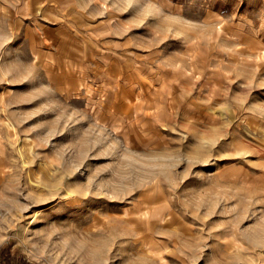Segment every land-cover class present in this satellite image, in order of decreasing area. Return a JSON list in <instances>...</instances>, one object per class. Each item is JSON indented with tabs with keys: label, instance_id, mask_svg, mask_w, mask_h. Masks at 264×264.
Segmentation results:
<instances>
[{
	"label": "rangeland",
	"instance_id": "obj_1",
	"mask_svg": "<svg viewBox=\"0 0 264 264\" xmlns=\"http://www.w3.org/2000/svg\"><path fill=\"white\" fill-rule=\"evenodd\" d=\"M24 2L0 0V248L264 264V0Z\"/></svg>",
	"mask_w": 264,
	"mask_h": 264
},
{
	"label": "crops",
	"instance_id": "obj_2",
	"mask_svg": "<svg viewBox=\"0 0 264 264\" xmlns=\"http://www.w3.org/2000/svg\"><path fill=\"white\" fill-rule=\"evenodd\" d=\"M25 2H24V4L23 5H25V6H27V9H28V11H30V3H31V0H24ZM44 3H46V2H44ZM49 7L47 4L46 5H43L41 8H43L44 10H46L47 8ZM48 10V9H47ZM15 11H17V8H16V10ZM8 12H11V10L9 9L8 10ZM37 19V18H36ZM33 20V19H32ZM38 20V19H37ZM30 26H32L31 24H30ZM35 26V25H34ZM34 26H32V27H34ZM43 26H45V24L43 25ZM46 26H48L49 27V24L48 25H46ZM43 28V27H42ZM44 29H46V28H44ZM48 30H50V29H46V32L48 31ZM48 33V32H47ZM82 63H83V59L82 58H80L79 59V62L78 63H76L77 65H79L80 67H79V69L77 70V72L78 71H80V72H78L77 74H79V82H81V80L84 78L83 76H84V74H85V72H83V69H82ZM72 67H74V68H77V66L76 65H74V66H72ZM125 90L124 89H122V84L120 83V82H118L117 84H116V87H114V90H113V92H112V99H113V101H116L115 103H117L118 104V108L120 109V110H122L123 111V113L125 114V112H127L128 110H129V108H131V103H130V99L128 100V98H129V94H126L125 95ZM120 102V103H119Z\"/></svg>",
	"mask_w": 264,
	"mask_h": 264
},
{
	"label": "trees",
	"instance_id": "obj_3",
	"mask_svg": "<svg viewBox=\"0 0 264 264\" xmlns=\"http://www.w3.org/2000/svg\"><path fill=\"white\" fill-rule=\"evenodd\" d=\"M0 264H34L22 253L13 251L10 246L0 248Z\"/></svg>",
	"mask_w": 264,
	"mask_h": 264
},
{
	"label": "bare ground",
	"instance_id": "obj_4",
	"mask_svg": "<svg viewBox=\"0 0 264 264\" xmlns=\"http://www.w3.org/2000/svg\"><path fill=\"white\" fill-rule=\"evenodd\" d=\"M95 257V252H94V256H93V258ZM89 258H90V256H89ZM89 260V259H88ZM89 262L90 263H93L91 260H89ZM90 263H88V264H90ZM101 264V263H100Z\"/></svg>",
	"mask_w": 264,
	"mask_h": 264
}]
</instances>
